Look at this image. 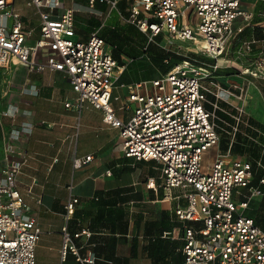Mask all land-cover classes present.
Listing matches in <instances>:
<instances>
[{
    "label": "built area",
    "instance_id": "built-area-1",
    "mask_svg": "<svg viewBox=\"0 0 264 264\" xmlns=\"http://www.w3.org/2000/svg\"><path fill=\"white\" fill-rule=\"evenodd\" d=\"M121 1L128 15L119 7ZM98 2L116 8L122 22L135 24L149 40L162 35L160 42L191 41L194 46V54H183L184 59L156 76L133 81L124 98L115 97L121 100L122 109L133 108L127 119L117 114L113 104V88L126 64L119 63L100 28L86 38H76V16L81 8L63 7V0H27L39 16L34 26L26 24L16 0H0V71L9 74L18 63L30 70L63 71L75 92L66 100L67 108L81 111L86 103L93 105L102 111L104 123L119 128L125 156L157 163L165 197L186 199L175 209L179 224L164 233L182 241L181 264H264V227L248 214L252 199L264 195L261 185L252 184L256 171L264 170V164L259 159L255 166L249 158L233 154L231 143L227 151H221L222 130L235 136L238 124L248 121L238 106L233 113L222 104H233L231 95L243 99L244 87L236 85L240 93H234L217 76L220 68L229 66L224 63L229 62L226 54L245 28L237 21L250 24L256 11L243 0H88L89 10L100 15L104 12L98 10ZM259 14L257 24L264 28V11ZM253 41H246L242 48L252 49ZM45 47L54 54L37 60ZM201 54L213 60L201 61ZM254 67L264 72V56ZM242 73L247 74L244 69ZM12 91V80L8 78L4 95ZM219 110L234 117L236 124H230ZM17 113L19 107L13 103L1 111L9 116ZM32 127L33 123L25 120L3 132L0 264H37L35 250L42 230L36 217L25 212L26 203L18 188V176L27 159L19 141ZM212 148L216 151L207 164L205 155ZM92 158L93 154L76 158L74 165L80 167ZM149 180L155 185L154 177ZM260 184H264L263 175ZM239 186L246 191L235 189ZM234 193L240 199H234ZM78 202L75 196L68 200L67 220L74 215ZM91 235L86 227L71 232L66 223L63 258L71 251L82 264H94L97 256L91 249L82 254L76 241Z\"/></svg>",
    "mask_w": 264,
    "mask_h": 264
},
{
    "label": "crops",
    "instance_id": "crops-1",
    "mask_svg": "<svg viewBox=\"0 0 264 264\" xmlns=\"http://www.w3.org/2000/svg\"><path fill=\"white\" fill-rule=\"evenodd\" d=\"M16 8L28 26L38 23L35 7V20L21 6ZM97 8L105 15L95 16L104 21L110 7ZM254 10L260 16L258 9ZM52 54L54 51L45 47L37 60ZM9 75L13 91L6 95L2 110L13 103L19 113L9 116L0 111V136L2 139L5 130L25 120L33 123L30 133L23 134L19 141L27 159L18 176V188L26 203L25 212L36 217L42 230L35 250L39 256L37 264H82L71 251L62 256L66 223L71 232L85 227L92 231L90 237L82 236L76 241L82 254L91 249L97 256L94 264H181L182 241L164 233L179 224L175 209L186 199L165 197L157 163L125 156L119 128L104 123L102 111L93 105L86 103L81 111L67 108L65 102L75 92L63 71L30 70L18 63ZM117 81L113 104L117 114L127 119L133 108L122 109L121 100L115 97L124 98L133 81ZM89 154H93L90 161L75 167L76 158ZM152 177L155 185L149 184ZM178 193L177 189L175 194ZM72 196L78 197L79 202L67 220L65 206ZM102 206L106 210L100 217ZM110 207L115 210L108 211ZM158 237L167 245L162 254L150 250V242Z\"/></svg>",
    "mask_w": 264,
    "mask_h": 264
},
{
    "label": "rangeland",
    "instance_id": "rangeland-1",
    "mask_svg": "<svg viewBox=\"0 0 264 264\" xmlns=\"http://www.w3.org/2000/svg\"><path fill=\"white\" fill-rule=\"evenodd\" d=\"M243 1H244V4L248 6L249 8L258 9L260 13L263 12V8H264L263 0H258V1L243 0ZM72 5H76L81 8V12H80L81 14L79 13V15L76 18L77 19L76 38L86 37L89 34V32L85 31L87 30L86 28L87 19L97 14L89 10L88 0H63V7L72 6ZM16 6L17 7L21 6L22 9L24 10V13H26V15L30 19H33V20L37 19V15L34 13V7L32 5H28L27 0H16ZM119 7L122 9L124 14L128 15V13H126V11L124 10L125 9L124 6L120 4ZM108 13H110V15L107 17V19L109 20L108 22L119 21L120 24H122L120 13L118 12L116 8H112V9L109 8ZM237 23L241 25H245V28L240 34L236 35V37L233 40V43L231 44L226 54V57L227 59H229V62H224V63L225 65L226 63H228L229 66H223L222 68V69H233V70H226L224 73L219 72L217 75L218 80L223 85H225L227 88L230 87V90L233 91L234 93H240V88L236 87V85L244 87L243 99H239L237 96L231 95L230 99L233 104L227 105L229 110L235 113L237 106H238L240 109H242L243 114H245L247 117L249 116L254 117L255 119L264 123V76L258 77L257 73H253L252 71L253 69L247 74H251L254 76L242 73V69L245 66H251L253 68L255 64L259 61L260 57L264 56V28L260 26L259 24L255 23L254 21L251 22L250 24H247L242 19H239ZM109 28L111 29L109 31H115L113 30L111 26ZM248 40H254L252 43V49L250 50H246L242 48V45ZM109 43L113 46L111 42ZM157 45L159 49L161 50L172 51V52L179 51V54H182V55L185 53H193V54L195 53L194 50H192L194 46L192 45L191 41L175 40L173 41V43H170L165 40L163 42H160V44H157ZM122 59L125 61V64L128 69L127 75H132L134 68H137V67L140 68L139 69L140 74L138 75L139 78L153 77L159 74L160 72L157 66L154 72L149 70L151 69L150 65L152 64L150 58L149 59L139 58V59L133 60L131 57L123 54ZM206 61H210V60H206ZM133 76L134 75H132V78ZM8 78H10V75L8 73H3L2 71H0V111L6 104L5 100L7 96L4 95V89H5V81ZM120 82H122L121 79L117 81V84H119ZM0 119H1V116H0ZM240 129L241 130L239 134L241 135V137L250 136V132L247 129L245 124H242L240 126ZM0 130H1V127H0ZM223 138L224 137L221 138V142H220L221 151H225V148L222 146L225 143L226 138L225 139ZM254 140L255 142L257 141V139H254ZM261 146H262L261 154H263L264 146L263 145ZM1 151H2V139L0 136V155H1ZM215 151H216V148H212L210 151L206 153L205 163L209 164L211 162L212 156L214 155ZM242 156L249 158L251 160L254 159V156L252 155V150L242 154ZM235 189L246 191V188L243 186L236 187ZM175 191H177V189H175ZM233 198L236 200L240 199V197L236 196L235 193H234ZM250 206L251 208L249 209V212L252 213V212L258 211L264 214V195H259L253 198ZM36 260L38 263L39 262L38 255H36Z\"/></svg>",
    "mask_w": 264,
    "mask_h": 264
},
{
    "label": "trees",
    "instance_id": "trees-1",
    "mask_svg": "<svg viewBox=\"0 0 264 264\" xmlns=\"http://www.w3.org/2000/svg\"><path fill=\"white\" fill-rule=\"evenodd\" d=\"M122 6H125L124 1H121L120 3ZM98 6H100L104 10H108L109 6L105 3H97ZM264 11V8H263ZM126 13H128L126 11ZM261 20V16L255 15L253 21L257 22ZM107 19L105 21V24L102 25L103 21L96 16H92L91 18L87 19V25L85 30L86 32H91L95 30L96 28H100V34L106 38L108 42H111L113 44V52L115 57L118 59L119 63L123 64L125 61L122 59V55L125 54L129 57H131L133 60L139 59V58H145V59H151L152 64L150 65L149 70L155 71L156 66L158 67V70L160 72H165L169 68H171L172 65L175 63L181 61L185 58L184 55L178 54L172 51H164L159 49L157 44H160V41L162 40V36L158 35L155 38V41L149 40V36L141 31L135 24L130 22H122L120 24L119 21L117 22H108ZM112 27L115 31H109L111 30L109 27ZM84 32V33H86ZM112 32V33H111ZM87 37V36H86ZM147 43V44H145ZM147 56V57H145ZM200 60H213L211 58H208L204 55H200ZM139 67L134 68L133 71V78L132 75H127L128 69L127 66L123 70V72L119 76V80L121 79L122 82H131L135 80H139ZM226 70H233V69H222L220 68L218 70L219 72H225ZM150 78V77H147ZM124 79V80H123ZM224 106H227L228 104L226 102L222 103ZM219 114L225 118L227 121L230 122V124L234 125L236 124V119L232 117L230 114L219 110ZM247 119V120H246ZM245 120L248 121V124L246 122L241 121L238 124V129L235 132V136L232 135V133H229L226 130H222L221 138H226L225 143L222 147L225 148V151L231 145V152L235 155H242L246 152H249L252 150V155L254 156V159H252L253 164L256 166L257 160L261 159V161L264 164V153L261 154V148L262 144H264V123L261 121L255 119L254 117H247L245 116ZM222 125H224V122H222ZM242 124H245L247 129L250 132L249 137H241L239 134L240 132V126ZM232 125H227L228 130H233ZM254 139H257L255 142ZM261 143V144H260ZM245 145V147H244ZM251 160V159H250ZM264 176V170L262 168H259L256 173L255 177L252 180L253 185H261L264 189V184H260V178ZM106 210L105 206H102L99 208V216H103L104 212ZM115 209H112L111 207L108 208V211L113 212ZM119 211H123L122 209H119ZM248 214L253 216L256 220V222L264 227V214L262 212H249ZM115 229V228H113ZM167 248V245L164 244L163 239L161 237H158V239L150 242V250L154 254H162V252H165V249ZM166 261H155V263L159 264H165Z\"/></svg>",
    "mask_w": 264,
    "mask_h": 264
},
{
    "label": "bare ground",
    "instance_id": "bare-ground-1",
    "mask_svg": "<svg viewBox=\"0 0 264 264\" xmlns=\"http://www.w3.org/2000/svg\"><path fill=\"white\" fill-rule=\"evenodd\" d=\"M244 72L248 73L250 72L252 69L253 73H257L258 77L263 76L264 72H262L260 69L256 68V67H251V66H245L244 68Z\"/></svg>",
    "mask_w": 264,
    "mask_h": 264
}]
</instances>
